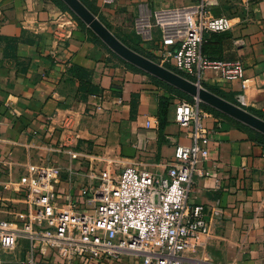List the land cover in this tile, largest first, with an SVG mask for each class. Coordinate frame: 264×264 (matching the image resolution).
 Here are the masks:
<instances>
[{"label":"crops","instance_id":"0c3cea01","mask_svg":"<svg viewBox=\"0 0 264 264\" xmlns=\"http://www.w3.org/2000/svg\"><path fill=\"white\" fill-rule=\"evenodd\" d=\"M86 1L120 42L151 61L156 44L132 33L138 6L195 3ZM210 15L227 16L233 26L206 34L203 55L238 61L244 74L224 81L207 71L203 88L232 104L242 95L243 109L264 117V0H224ZM136 69L55 0H0V221L22 228L30 175H51L47 191L57 210L71 202L87 212L94 200L84 191L126 166L163 174L175 147L190 145L175 122L180 97ZM205 112L208 157L194 173L187 204L202 207L209 232L177 264H264V141L231 118Z\"/></svg>","mask_w":264,"mask_h":264},{"label":"built area","instance_id":"2783aa9c","mask_svg":"<svg viewBox=\"0 0 264 264\" xmlns=\"http://www.w3.org/2000/svg\"><path fill=\"white\" fill-rule=\"evenodd\" d=\"M224 0H195L189 6L149 10L138 6L132 21L133 35L144 44L155 43L157 63L203 88L207 71L224 81L242 80L240 62L210 60L201 46L206 34L229 31L232 19L210 15ZM243 2L247 0H235ZM234 104L244 108L238 96ZM206 112L200 102L178 99L176 124L189 135L190 145H177L173 161L163 174L133 166L117 178H106L91 194L94 207L87 212L68 202L57 210L47 191L50 174L30 175L33 184L21 229L0 221V264H177L184 253L209 232L202 207L187 204L195 171L208 157L210 138L202 130ZM24 241L25 255L17 262L3 260Z\"/></svg>","mask_w":264,"mask_h":264},{"label":"water","instance_id":"95a60500","mask_svg":"<svg viewBox=\"0 0 264 264\" xmlns=\"http://www.w3.org/2000/svg\"><path fill=\"white\" fill-rule=\"evenodd\" d=\"M111 52L126 63L264 135V120L198 87L120 42L79 0H60Z\"/></svg>","mask_w":264,"mask_h":264},{"label":"trees","instance_id":"16d2710c","mask_svg":"<svg viewBox=\"0 0 264 264\" xmlns=\"http://www.w3.org/2000/svg\"><path fill=\"white\" fill-rule=\"evenodd\" d=\"M80 2H82V4H84V6L91 12V10H90V8H89V6H88V3H87V1L86 0H79ZM55 2H56V4L59 6V7H61L62 9H65V10H67V11H69V9L64 5V3L62 2V1H60V0H55ZM71 14H72V16L74 17V19L76 20V22L78 23V25L82 28V29H85V30H87L91 35H93V33H91V31L71 12V11H69ZM93 37H94V39L95 40H97V41H100L95 35H93ZM128 66H130V67H132V68H134V69H136L135 67H133L132 65H130V64H128V63H126ZM74 70H77V69H74ZM136 70H139V69H136ZM139 71H141V70H139ZM81 75H83V74H81ZM154 81H156L157 83H159V84H162L166 89H168L171 93H173L174 95H177L178 97H180V98H182V99H185V100H188V101H191L192 100V98L191 97H189V96H187V95H185L184 93H182V92H180V91H178L177 89H175V88H173V87H171V86H169V85H167V84H165V83H163V82H161V81H159L158 79H156V78H152ZM211 91V90H210ZM200 106H201V108L204 110V111H209V112H212V113H214L216 116H219V117H226V118H229V117H227V116H225V115H223V114H221L220 112H218V111H216V110H214V109H212V108H210V107H208V106H206V105H204V104H202V103H200ZM256 116H258V117H260V118H262V120L264 119V117L263 116H261L260 114H258V113H254ZM236 124H238V125H241V126H243L242 124H240V123H237L236 122ZM254 134L256 135V138H258V139H261V140H263L264 141V135H262V134H260V133H257V132H254Z\"/></svg>","mask_w":264,"mask_h":264},{"label":"rangeland","instance_id":"374dc122","mask_svg":"<svg viewBox=\"0 0 264 264\" xmlns=\"http://www.w3.org/2000/svg\"><path fill=\"white\" fill-rule=\"evenodd\" d=\"M92 33V32H91ZM94 35V34H93ZM113 53V52H112ZM156 58H154V63L158 64L155 61ZM159 65V64H158ZM134 67V66H133ZM162 82V81H161ZM186 95V94H185ZM188 96V95H187ZM203 104V103H202ZM205 105V104H204ZM207 106V105H206ZM201 107V106H200ZM209 107V106H208ZM211 108V107H210ZM24 247H26V243L24 241L20 242L19 247L16 249V251L12 254V255H8V254H2L1 253V257L3 260H9V261H16L17 259L19 260H23L24 259V255H25V250Z\"/></svg>","mask_w":264,"mask_h":264}]
</instances>
